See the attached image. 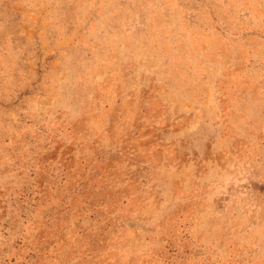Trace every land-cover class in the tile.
Masks as SVG:
<instances>
[{
    "label": "rangeland",
    "instance_id": "374dc122",
    "mask_svg": "<svg viewBox=\"0 0 264 264\" xmlns=\"http://www.w3.org/2000/svg\"><path fill=\"white\" fill-rule=\"evenodd\" d=\"M0 264H264V0H0Z\"/></svg>",
    "mask_w": 264,
    "mask_h": 264
}]
</instances>
